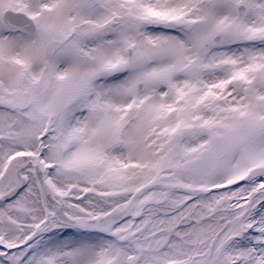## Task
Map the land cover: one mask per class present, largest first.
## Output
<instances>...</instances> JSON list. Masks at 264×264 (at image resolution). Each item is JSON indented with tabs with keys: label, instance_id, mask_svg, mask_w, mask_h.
I'll return each instance as SVG.
<instances>
[{
	"label": "snow or ice",
	"instance_id": "obj_1",
	"mask_svg": "<svg viewBox=\"0 0 264 264\" xmlns=\"http://www.w3.org/2000/svg\"><path fill=\"white\" fill-rule=\"evenodd\" d=\"M0 264H264V0H0Z\"/></svg>",
	"mask_w": 264,
	"mask_h": 264
}]
</instances>
